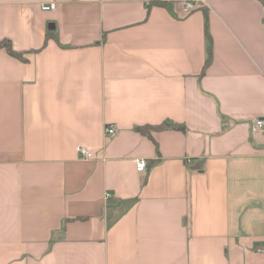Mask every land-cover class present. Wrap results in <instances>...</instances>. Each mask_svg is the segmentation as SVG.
Instances as JSON below:
<instances>
[{
    "label": "crops",
    "instance_id": "obj_1",
    "mask_svg": "<svg viewBox=\"0 0 264 264\" xmlns=\"http://www.w3.org/2000/svg\"><path fill=\"white\" fill-rule=\"evenodd\" d=\"M2 39L0 264H264V0H0Z\"/></svg>",
    "mask_w": 264,
    "mask_h": 264
},
{
    "label": "built area",
    "instance_id": "obj_2",
    "mask_svg": "<svg viewBox=\"0 0 264 264\" xmlns=\"http://www.w3.org/2000/svg\"><path fill=\"white\" fill-rule=\"evenodd\" d=\"M55 7H56V4L51 3V4L43 6V9L51 10V9H54ZM194 8H195V2L193 1L185 2L186 11H191ZM262 130H264V118H257L252 125V131L257 132V131H262ZM117 133H118V129L116 125L107 126L106 135L109 138L115 137ZM76 149H77L79 156L83 159H91L94 157L93 152L85 145H78ZM136 164H137V169L139 171H145L148 167V161L145 158H138L136 160ZM107 196H110V193H107ZM259 250L263 251L264 249L260 248Z\"/></svg>",
    "mask_w": 264,
    "mask_h": 264
},
{
    "label": "trees",
    "instance_id": "obj_3",
    "mask_svg": "<svg viewBox=\"0 0 264 264\" xmlns=\"http://www.w3.org/2000/svg\"><path fill=\"white\" fill-rule=\"evenodd\" d=\"M207 37L209 38L208 34H207ZM0 47L6 48L8 50V52L11 55L15 56V57L24 58L23 57L24 55L21 54V52H18L16 50H14L13 44H12L11 40H9V39H2V40H0ZM208 54H209V56L211 54V48H210V46L208 47ZM175 127L179 128V129H183V130L185 129V127L183 125H175Z\"/></svg>",
    "mask_w": 264,
    "mask_h": 264
}]
</instances>
